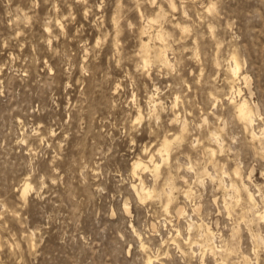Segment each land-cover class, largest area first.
I'll return each instance as SVG.
<instances>
[{
    "label": "rangeland",
    "instance_id": "1",
    "mask_svg": "<svg viewBox=\"0 0 264 264\" xmlns=\"http://www.w3.org/2000/svg\"><path fill=\"white\" fill-rule=\"evenodd\" d=\"M263 128L264 0H0V264H264Z\"/></svg>",
    "mask_w": 264,
    "mask_h": 264
},
{
    "label": "bare ground",
    "instance_id": "2",
    "mask_svg": "<svg viewBox=\"0 0 264 264\" xmlns=\"http://www.w3.org/2000/svg\"><path fill=\"white\" fill-rule=\"evenodd\" d=\"M159 16V15H158ZM154 21V20H153ZM162 30V29H161ZM161 33V32H160ZM163 33V32H162ZM160 37V36H159ZM158 39V38H157ZM156 52V51H155ZM160 53V52H159ZM166 54V53H165ZM148 59V58H147ZM158 59V58H157ZM146 61V60H145ZM150 61V60H149ZM159 61V60H158ZM147 62V61H146ZM233 62H234V65L230 66L231 69H230V74H231V77H232V82L230 80V82L228 81L229 84H234L240 80L241 78V68H240V65L239 63L237 62L236 58L234 57L233 58ZM148 63V62H147ZM146 64V63H145ZM164 65V63H163ZM167 65V64H165ZM229 67V68H230ZM230 77V76H229ZM244 77V76H243ZM231 79V78H230ZM246 80V79H245ZM238 83V82H237ZM230 91V90H229ZM232 91H233V94H235V86L232 87ZM239 98V97H238ZM235 98H231V99H228L231 101V104L234 105V109H235V113H236V118L238 119V121L243 125V127L245 128V130H247L250 134H251V138L252 139H255L257 138V133L254 131L253 129V124L256 120V113L254 112V110L251 108V106L249 105V102L248 100L246 99H242L243 101L241 102H236L234 100ZM154 101V100H153ZM140 119V117H139ZM206 121V120H205ZM188 126V125H187ZM180 129H181V132L185 134V132L187 131V128H186V122L183 121L181 122V126H180ZM264 129V128H263ZM246 132V131H245ZM263 132V135H264V130L262 131ZM260 133V132H259ZM211 137L216 141V143L220 146L221 143H219V135L216 133V132H213L210 134ZM175 137V136H173ZM264 137V136H263ZM179 139V137L175 138L172 140L168 139L167 136L166 138L164 139V141L161 143L160 145V148L156 151V154L157 156H160L162 159L161 161L163 160V162H166L168 159H169V156H170V152H171V148H172V145ZM264 139V138H263ZM181 141V140H180ZM211 153L212 155H214L215 151L214 150H211ZM156 155H152L149 159V162L146 163L144 162V160L142 158H139L138 160L135 161L134 163V168H133V175L134 177L138 178L139 179V184L138 185H133L132 186V191L137 195V197L144 201L148 198H151L153 197V194H154V191H152L151 189H148V187L146 188L143 184V181L141 180V178L139 177V171H151L154 176L157 178L158 177V174H159V169H160V164L156 163V161L154 160V157ZM149 158V157H148ZM225 173V172H224ZM160 175V174H159ZM234 178L231 179V183H230V187L231 189H233V191L235 190V192H237V194H240L242 192V189L245 191L247 197H248V200L250 201V203H253L255 204V199H254V194L249 190L248 186L245 184L244 182V179L242 177V174L240 172L239 169H235L234 172H233V175H232ZM168 178V177H167ZM170 179V178H169ZM172 179V178H171ZM170 180H168L169 182ZM172 181V180H171ZM170 181V182H171ZM237 181L240 182L241 185L237 184ZM166 182V183H168ZM238 182V183H239ZM168 185V184H167ZM171 185V184H170ZM173 185V183H172ZM172 186H170L171 188ZM24 190H23V193H22V198L25 200V197L26 195L28 194V192L30 191V184L29 183H26L25 184V187H23ZM175 189V188H173ZM169 192L167 191L166 193V196H167V204H166V210L168 209L173 197H172V189H168ZM187 191V190H186ZM185 191V194L186 196H188L189 194V191L186 192ZM184 194V195H185ZM245 195V194H244ZM238 196V195H236ZM240 196V195H239ZM238 196V198H239ZM241 200V199H240ZM247 200V198H246ZM166 201V200H165ZM248 203V202H247ZM252 207L254 205H251ZM250 209V208H249ZM169 210V209H168ZM128 211V210H127ZM184 210L182 207H180L178 209V212L177 214L179 216H182L184 214ZM261 217V215H260ZM264 217V216H263ZM262 217V218H263ZM263 220V219H262ZM201 226V225H200ZM199 226V227H200ZM192 227V225L190 226ZM197 228V227H196ZM199 229V228H198ZM202 229H203V226H202ZM205 239H206V242H204L205 244H203L204 248H206V250H209L210 252H213V247H211V239H212V236L213 235V232L212 230H210V228H207L205 230V233H203ZM140 237V236H139ZM139 239V238H138ZM204 239V240H205ZM141 240V239H140ZM143 247H145V245L143 244ZM207 252V251H206ZM156 258L152 257V256H147L146 258V261H145V264H154ZM221 264H225L224 262L221 263Z\"/></svg>",
    "mask_w": 264,
    "mask_h": 264
}]
</instances>
